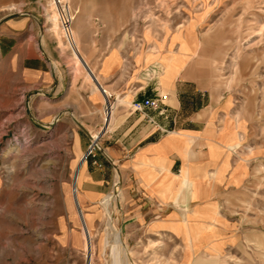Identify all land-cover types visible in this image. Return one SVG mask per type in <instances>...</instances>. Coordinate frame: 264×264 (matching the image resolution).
I'll list each match as a JSON object with an SVG mask.
<instances>
[{
  "label": "rangeland",
  "instance_id": "obj_1",
  "mask_svg": "<svg viewBox=\"0 0 264 264\" xmlns=\"http://www.w3.org/2000/svg\"><path fill=\"white\" fill-rule=\"evenodd\" d=\"M49 2L0 0V25L27 18L32 41L48 48L55 65L65 61L73 75V88L67 85L64 91L76 94L81 77L83 89L93 91L85 68L74 67L61 27L57 32L52 28ZM61 2L88 60L101 61L113 48L124 61L121 75L131 80L136 78L130 70L133 61H146L136 56L158 43L160 53L143 70L145 78L158 81L159 56L170 54L172 35L182 25L179 32L191 46L179 76L181 90L187 103L192 93L201 92L214 107L213 131L222 145L215 147L210 171L222 165L223 172L211 180L209 174L201 184L204 191L195 198L187 193L181 202L199 228L193 242L169 224L178 212L173 193L156 198L145 192L132 153L116 157L114 167L101 163L99 156L111 145L104 134L115 125L105 129L85 159L99 166L93 178L82 174L75 184L74 171L92 143L90 131L106 125L104 108L100 114L59 111L54 108L58 99L41 98L28 88L18 66L0 54V264H88L72 189L94 226L92 264H115L119 229L122 264H264V0ZM77 8L84 13L79 22ZM180 43L176 39L171 48L177 51ZM134 88L124 93L117 83L114 96L108 88L117 113L129 103L120 99ZM162 95L147 104L158 106L166 98ZM99 118L102 123L95 128ZM231 139L240 142L235 150L227 146ZM94 186L96 193L90 190ZM108 214L111 226L106 225ZM213 221L212 228L205 225Z\"/></svg>",
  "mask_w": 264,
  "mask_h": 264
},
{
  "label": "crops",
  "instance_id": "obj_2",
  "mask_svg": "<svg viewBox=\"0 0 264 264\" xmlns=\"http://www.w3.org/2000/svg\"><path fill=\"white\" fill-rule=\"evenodd\" d=\"M0 54L18 66L28 88L37 91L41 98L58 99L54 108L59 111L65 107L75 114L101 113L100 108L104 106L102 95L83 89L82 77L76 80L79 86L76 94L72 93L74 90L64 91L67 85L73 88V75L65 61H58L55 65L48 48L32 41L27 18H12L0 25ZM112 55L107 53L102 58H108V61L87 63L95 76L101 78V83L114 90V93L110 92L112 96L117 92V83L124 93L130 86L135 88L124 95L129 103L119 113L116 112L114 129L108 135L104 134L103 140H108L111 145L99 160L114 167L116 157L119 159L121 154L132 153L131 162L138 167L137 177L143 181L145 192L156 198L169 192L171 177L168 172L179 175L186 165L197 180V192L202 193L201 184L211 172L215 147L222 145L213 131L215 120H212L211 110L214 107L204 101L205 94L201 92H191L193 96L189 98L192 102L187 103V97L181 90L184 81L180 74L173 75L165 87L160 79L154 82L145 78L143 70L153 61H133L130 70L136 78L123 77L124 61H117V54ZM158 94H167V97L158 102V106H149L146 101ZM99 120L95 128L101 125ZM97 167L93 159H87L81 165L83 176L93 178ZM173 183L175 190L179 186L178 181L174 179ZM90 190L96 193L95 186Z\"/></svg>",
  "mask_w": 264,
  "mask_h": 264
},
{
  "label": "bare ground",
  "instance_id": "obj_3",
  "mask_svg": "<svg viewBox=\"0 0 264 264\" xmlns=\"http://www.w3.org/2000/svg\"><path fill=\"white\" fill-rule=\"evenodd\" d=\"M49 3L51 6V12H50L51 14L49 13V18L53 25L52 28L57 32L58 28L61 27V31L66 41H68L70 48H71V53L73 55V58L76 61L74 67L78 69L79 65H82L84 68H86L88 71L87 78L89 80L92 79L94 83L93 91L98 92V94L102 95V100L104 103L103 108H104V113H105L104 118L106 120V125L105 127L101 128L99 131H90L91 139L94 142H97L99 137L105 131V129H108L115 124L116 106L113 104V102H109L108 100V94L110 93V90L108 89V87L101 83V78L98 75L95 76V74L93 73V70L89 67L87 63V61L89 60L82 49L81 42L77 34V26H76V29L73 30L72 24L70 23L71 18H69L66 15H63L61 6L58 3L54 2L53 0H50ZM57 7L59 8V10ZM75 11H76V16H77V18L76 17L75 18L79 22L84 13L81 8H77ZM59 12H60V15H59ZM181 26L182 25L180 24L178 26V32L172 35L171 42H170V48H169L170 54L168 55L161 54L159 56V58L161 59V67H160V71L159 72L157 71L156 73H158L160 82H162L164 87L170 83L173 75L181 73V69L183 68L186 62L185 54L187 53V51L190 50L191 45L187 43V39L184 36H182V34L179 32ZM145 37L147 39L150 38L149 31L146 32ZM176 39H181V43H180L179 49L177 51H174L171 48V46L176 41ZM160 47H161V44H158V43L155 45H152L151 50L149 52H146L145 55H142V53H140V56H136V57L138 59H140V57H143L146 61H149L150 59L154 58L158 53H160V50H161ZM109 53L113 55L117 54V61H120V55L118 51L112 48ZM107 59L108 58H104L101 61H108ZM120 102L126 103L127 98L120 99ZM76 144H78L77 139H76ZM227 146L230 150H235L238 146H240V142L237 140L234 141L233 139L230 143L228 142ZM11 149L12 148H8L6 152L8 153ZM85 154L86 152L84 153V155L81 156L80 161L74 171L75 184L79 182L82 177L83 171L81 169V165L82 163L85 162ZM221 167L222 165L219 166L217 170L210 172L209 173L210 177H208V179L211 180L213 178H218L220 174L223 172V169ZM168 173L171 177L168 193L169 194L173 193V195H170V196H172L174 203L178 207V212L174 214V218L176 219L169 220V224L170 226H174V227L176 226L179 229L181 228L183 230L185 239L188 240L189 242H193V240L195 239L196 233L199 231V228L194 227L192 224L193 212H191L187 207L182 206L181 202L185 201V199L187 198V193H189L192 198H195L197 196V193H198L197 192L198 190L197 180L193 178L192 171L186 165L183 167L181 174L179 175L173 172H168ZM174 179L178 181V185H179L178 186L179 189L177 190V192L172 187L174 184L173 183ZM109 197L110 195L106 197V199L104 200L105 203H107V200ZM67 200H68V203H71V200L69 197ZM72 200L76 206L77 214L81 222L84 249L87 252H89L88 264H92L94 226H93L92 220L89 217H87L84 208L81 206L78 193L75 195L73 192V189H72ZM78 202L80 206L79 204L77 205ZM215 221H217V218H215ZM214 224H215L214 221L211 225L205 223V225L208 226V228H212ZM106 225L107 226L112 225L111 217L109 214H108V218L106 221ZM115 238L117 240V246H115L114 248V252L116 254L115 264H122L123 259L121 258V255L119 254V252L123 244V238H122V231L120 229L116 231ZM128 253H129L128 250H126V252L124 253V255H126L127 258L129 257Z\"/></svg>",
  "mask_w": 264,
  "mask_h": 264
},
{
  "label": "built area",
  "instance_id": "obj_4",
  "mask_svg": "<svg viewBox=\"0 0 264 264\" xmlns=\"http://www.w3.org/2000/svg\"><path fill=\"white\" fill-rule=\"evenodd\" d=\"M54 2H56V3H58L60 6H61V9H62V12H63V15H66V16H68L69 18H71L70 20V23L72 24V16H71V14H70V11H69V9L66 7V5L64 6L62 3L63 2H61V0H53ZM163 97H167V95H165V94H163L162 95ZM108 100H109V96H108ZM110 102V101H109ZM95 147H96V142H94L93 140H92V143L89 145V147H88V149H87V151H86V154H85V159L87 158V156L88 155H90L92 152H93V150L95 149ZM75 191H76V189H75Z\"/></svg>",
  "mask_w": 264,
  "mask_h": 264
}]
</instances>
